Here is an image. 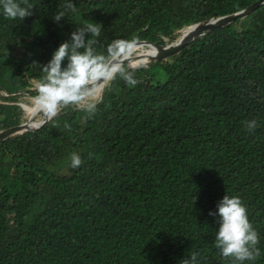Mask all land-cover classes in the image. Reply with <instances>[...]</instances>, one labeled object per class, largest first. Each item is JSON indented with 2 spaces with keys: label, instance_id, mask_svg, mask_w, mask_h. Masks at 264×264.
<instances>
[{
  "label": "trees",
  "instance_id": "obj_1",
  "mask_svg": "<svg viewBox=\"0 0 264 264\" xmlns=\"http://www.w3.org/2000/svg\"><path fill=\"white\" fill-rule=\"evenodd\" d=\"M257 1L73 0L77 12L57 22L62 0H27L22 21L0 14V132L42 112L19 100L36 97L41 66L85 22L102 26L93 47L103 54L115 41L176 43ZM138 63L122 64L137 83H106L92 115L64 106L0 142V264H179L193 252L199 264H232L208 214L224 195L240 198L258 234L260 254L244 264H264V5Z\"/></svg>",
  "mask_w": 264,
  "mask_h": 264
},
{
  "label": "clouds",
  "instance_id": "obj_2",
  "mask_svg": "<svg viewBox=\"0 0 264 264\" xmlns=\"http://www.w3.org/2000/svg\"><path fill=\"white\" fill-rule=\"evenodd\" d=\"M33 6L24 0H0V14L9 19L23 20L31 15ZM77 12L73 0H62V4L51 17L59 22L68 14ZM102 26L96 22H85L70 32L69 39L60 43L52 52L50 59L41 66L43 82L38 86L35 104L49 118L58 115L62 107L74 105L88 115L96 111L102 99L101 84L111 82L117 76L129 85H135V68L126 69L117 62V56L133 47V41H115L106 47L105 53H97L93 47L94 38L99 37ZM87 36V38H86ZM249 131L257 127V120L245 122ZM82 159L73 152L69 166L77 168ZM210 216L218 217L215 231V245L221 256L227 257L232 264L254 261L260 254L256 247L258 234L248 219L245 206L238 196L224 195L216 204ZM198 253L179 260V264H199Z\"/></svg>",
  "mask_w": 264,
  "mask_h": 264
},
{
  "label": "water",
  "instance_id": "obj_3",
  "mask_svg": "<svg viewBox=\"0 0 264 264\" xmlns=\"http://www.w3.org/2000/svg\"><path fill=\"white\" fill-rule=\"evenodd\" d=\"M262 5H264V0H259L256 3H254L252 6L246 8L245 10L237 12L235 14L223 16L217 19L207 20V21L198 23L194 26H191L183 34V36L176 43H173V44H169L166 46H157L150 42H137L133 44V47L134 46H147L150 48H154L155 51L150 54H138V55L123 58L124 55L127 52H129V50H127L123 54L117 56V62L121 64H125V63L130 64V62L138 61L140 63L134 66H140L149 61L164 60L170 56L178 54L183 48L188 46L191 42L204 36L205 34L212 32L216 29L222 28L226 25H229L235 22L239 18L243 19V18L250 16ZM105 84L106 83L101 84L100 87H103ZM34 117L35 116L32 115L30 118V121L27 123H23V124H20L19 126H15V127L1 131L0 132V142L16 134H23V133L30 132V131H38L39 129L43 128L51 120V118L47 117L44 114L43 120L34 122L33 121Z\"/></svg>",
  "mask_w": 264,
  "mask_h": 264
},
{
  "label": "rangeland",
  "instance_id": "obj_4",
  "mask_svg": "<svg viewBox=\"0 0 264 264\" xmlns=\"http://www.w3.org/2000/svg\"><path fill=\"white\" fill-rule=\"evenodd\" d=\"M136 54H138V53H134L132 56H134ZM1 95L2 96H6V94L4 92H2ZM19 104H22V106L24 107V109H25V106H34L35 105V98H32L31 96H28V95L27 96H24L23 99L21 98L19 100ZM35 107H37V106H35ZM30 118H31V116H29V114L26 111H24L23 122L24 123L29 122L30 121ZM43 119H44V113L43 112H40L37 116H35L33 118V121L34 122H38V121H41Z\"/></svg>",
  "mask_w": 264,
  "mask_h": 264
},
{
  "label": "bare ground",
  "instance_id": "obj_5",
  "mask_svg": "<svg viewBox=\"0 0 264 264\" xmlns=\"http://www.w3.org/2000/svg\"><path fill=\"white\" fill-rule=\"evenodd\" d=\"M140 47H142V46H134V47H132V48L129 50V52H127V53L124 55L123 58L132 56V54L135 53ZM154 51H155V49H154V48H151V51H149V54H150V53H153ZM26 108H27L30 112H37V111L40 110V109L38 108V106H37V107H35V106H34V107L26 106Z\"/></svg>",
  "mask_w": 264,
  "mask_h": 264
}]
</instances>
